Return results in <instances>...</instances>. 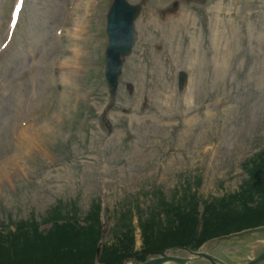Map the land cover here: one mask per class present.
<instances>
[{
  "label": "rangeland",
  "instance_id": "1",
  "mask_svg": "<svg viewBox=\"0 0 264 264\" xmlns=\"http://www.w3.org/2000/svg\"><path fill=\"white\" fill-rule=\"evenodd\" d=\"M130 1L146 5L145 0ZM173 1L162 0L160 11L168 9ZM181 1V11L184 10L191 17L190 31L193 33L180 37L179 30L181 33L184 27L173 22V46H165L162 48L163 54L153 58L141 57L135 51V55L127 60L124 80L129 78L133 81L135 92L131 96L127 92H120L115 106L118 113L110 116L113 125L109 123V130L98 128L90 111L93 110L94 116L98 117L99 113L94 108L73 111L72 106L62 105L55 116L58 121H63L64 129L71 128V138L65 148L59 139L56 143L48 137L50 139L43 152L54 159V166L46 167L41 157L39 162L40 151H34L36 154L30 158H25L20 152L5 157L6 160L0 164V174L9 172L10 178L0 183V221L6 223L7 218L15 222L30 218L40 221L58 200L71 201L80 197L83 213H86L93 200L103 197L110 207L119 205L125 200L124 197L129 196L137 206L131 209L137 211L133 220V225H136L137 220L148 216L150 209L155 206L157 198L154 195L152 197L154 187H161L167 199L171 198L174 190L182 188L187 182L195 186L202 200L221 198L238 190L246 178L241 164L264 148V106L260 111L251 109L254 102L255 105L264 103V0H237L236 3L234 0ZM146 3L151 10L149 0ZM202 5L207 8H202ZM148 8L144 20H148L151 14ZM218 10L221 12V26L212 38L211 30H204L207 28L204 20L206 16L211 20ZM30 14L26 10L24 20L28 26L21 29L18 39L20 61L28 42L45 32L40 26L43 18L38 19L36 15L32 19ZM154 20L159 21L156 18ZM88 27L89 34L94 29L91 21H88ZM220 33H224V36ZM49 36L50 32L44 41L47 42ZM24 39L27 40L21 43ZM152 39H147L150 55L155 53L157 46H161L158 38ZM226 43L231 44V51L234 48L240 51L241 58L236 70L229 73L224 82L214 59L217 56L218 61L222 62L223 58L225 61L224 54L228 49ZM55 47L59 51V45ZM56 49L50 48L53 56L57 55ZM231 51L226 53V58H229ZM90 52L88 50V54ZM196 56L200 63L196 68L201 73L193 79L190 108L186 106L185 95L174 93L166 82L172 85L175 71L181 69L179 67L191 68ZM9 64H12L9 54L0 58V70L4 76L8 73ZM209 66L214 68L212 73ZM161 86L170 93H165ZM95 88V100L103 104V83L97 82ZM145 99L148 102L143 111L141 106ZM96 106L98 110L101 108L98 104ZM207 108L216 113L220 126L215 132L218 141H210L217 143L218 153L214 159H210L209 165H206V157L195 155L198 147L193 144L196 142L195 134L192 132L194 137L188 140L190 131L184 126L193 115L204 120ZM123 109L127 110L126 114ZM7 118L5 116L3 123ZM209 127L213 128L212 125L203 129L197 126L193 130L207 135ZM10 134H6L3 138L5 141H2L6 143V148L10 146ZM141 144L143 148H139ZM202 144L204 142H200L199 146ZM5 145L0 148V152ZM175 145L176 149H173ZM146 146L149 148L147 152L144 149ZM101 147L104 148L103 152ZM140 151L148 154L142 156ZM0 156H3V152ZM123 157L128 163L121 162ZM94 158L101 159L106 165L105 182L102 181L103 177L97 176L94 165L89 161ZM16 162L18 166H14ZM51 175L56 177L51 178ZM197 180H200L199 186L194 184ZM113 214L116 215L113 212L109 215L103 238V243L111 246L116 244L113 238L115 232L118 228L122 229L116 226L111 229L117 221H113ZM263 214L260 212L257 217ZM120 223L124 225L127 221L121 219ZM196 230L195 239L202 232L198 228ZM138 239L135 250L141 247ZM66 257L69 259L62 264H79L77 258ZM58 261L61 259L45 264H56Z\"/></svg>",
  "mask_w": 264,
  "mask_h": 264
},
{
  "label": "trees",
  "instance_id": "2",
  "mask_svg": "<svg viewBox=\"0 0 264 264\" xmlns=\"http://www.w3.org/2000/svg\"><path fill=\"white\" fill-rule=\"evenodd\" d=\"M262 180V182L255 181V177H257ZM252 176L251 179H253L254 183L253 186H251V190L249 192V195H257L258 196V202L252 208L250 211L247 210L244 206H239V208H232L231 210L225 211L227 209H224L223 211H216L208 213L204 216V220L201 223L200 230L202 231L197 238L199 241H207L210 240L216 236H220L225 234L224 232L229 233L228 231H238L244 228L249 227H257L260 225H264V214L263 216H258L257 214L262 212L264 213V164L262 165V168L258 169V173L256 176ZM244 207V208H243ZM225 211V212H224ZM244 212V213H243ZM249 214H245L248 213ZM194 214V213H192ZM169 221H173L172 219H169ZM175 222H179V226L177 228H163V229H157L156 235H152V232L155 230V226H151V228L148 230L146 237L147 241H145V246L147 250H160L162 248L168 247V246H193V245H199L193 242H196L197 239L193 238L196 228L198 226L197 219L189 215L186 217L182 223L180 216L175 217ZM186 222V223H185ZM172 224V222H171ZM191 227V228H189ZM223 233V234H222ZM93 237V240L85 238L82 236V239L79 238V240L75 241L73 237L68 238V242L63 246L66 248L65 251L57 252L56 250L48 253L42 254V256L30 257L31 259L27 260L26 263L22 262L19 264H45L49 263L50 261H57L59 259L66 260L69 259L66 256L70 257H76L79 264H93L94 257L96 253V240L97 235H91ZM74 242H78V244L82 246H76ZM16 241H13L12 246H15ZM79 251L80 253L78 255H75V253L72 251ZM126 250L131 252V248L128 247L127 249H124V253L116 254L114 252L115 250H103V252L100 254L99 262L102 264H115L116 261H118L121 257L128 256L126 253ZM146 250V249H145ZM81 251H84L81 253ZM24 254L20 250L16 251H0V264H14V257H18V259L21 257V255ZM30 254V253H27ZM130 255V254H129ZM62 264L61 261L56 262V264Z\"/></svg>",
  "mask_w": 264,
  "mask_h": 264
},
{
  "label": "bare ground",
  "instance_id": "3",
  "mask_svg": "<svg viewBox=\"0 0 264 264\" xmlns=\"http://www.w3.org/2000/svg\"><path fill=\"white\" fill-rule=\"evenodd\" d=\"M152 2H154V0L152 1ZM153 4V3H152ZM157 4H159V3H157ZM181 19L182 20H184L185 19V15L184 14H182L181 15ZM228 50V49H227ZM227 52V51H226ZM226 52H225V54H226ZM240 57V53L238 52V53H236L235 54V58L236 59H238ZM68 68H69V70H70V72L69 73H71V74H69V75H73L72 73V70H74L75 68H76V63H72V64H69L68 65ZM29 83L31 84V85H33V83H34V79H33V76H30V80H29ZM191 84H190V88H189V90L186 92V94H185V98H187L186 99V104L187 105H189L190 103H191V101H192V97H193V95H192V89H191ZM31 95V94H30ZM255 104V103H254ZM254 104H252V107L254 106ZM264 106V103H263V105H261V103L260 102H258L254 107H253V109H255V110H257V111H260V109L262 108ZM209 111H207L208 113H206V115H207V117H208V119H211L212 118V116H213V112L212 113H210V108L208 109ZM197 120V118H195V119H192V120H190V121H188L189 123H192V122H194V121H196ZM213 121V120H212ZM212 121H210V122H212ZM25 133V132H24ZM35 137H37L36 135H34ZM31 142V138H29V139H27V142H26V144H27V146H28V143H30ZM1 180H3V179H1Z\"/></svg>",
  "mask_w": 264,
  "mask_h": 264
},
{
  "label": "water",
  "instance_id": "4",
  "mask_svg": "<svg viewBox=\"0 0 264 264\" xmlns=\"http://www.w3.org/2000/svg\"><path fill=\"white\" fill-rule=\"evenodd\" d=\"M256 233H258V238H264V231H262L261 233L259 231H256ZM260 249L261 250L257 252L256 261L250 264H264V247H261Z\"/></svg>",
  "mask_w": 264,
  "mask_h": 264
}]
</instances>
